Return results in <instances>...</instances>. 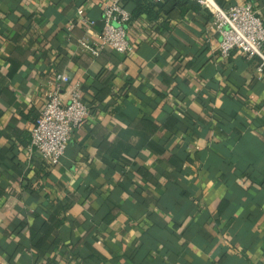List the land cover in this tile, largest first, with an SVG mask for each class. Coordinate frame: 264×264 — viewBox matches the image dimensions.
<instances>
[{
	"label": "crops",
	"instance_id": "1",
	"mask_svg": "<svg viewBox=\"0 0 264 264\" xmlns=\"http://www.w3.org/2000/svg\"><path fill=\"white\" fill-rule=\"evenodd\" d=\"M218 2L264 22V0ZM109 3L0 0V264H264L258 59H223L200 5L127 24L133 54L100 49ZM57 85L89 116L52 167L29 144Z\"/></svg>",
	"mask_w": 264,
	"mask_h": 264
},
{
	"label": "built area",
	"instance_id": "2",
	"mask_svg": "<svg viewBox=\"0 0 264 264\" xmlns=\"http://www.w3.org/2000/svg\"><path fill=\"white\" fill-rule=\"evenodd\" d=\"M162 2L163 0H154ZM208 9L213 16L212 27L220 37L218 53L228 58L232 52H240L248 58H257V74L264 75V22L251 4L232 5L222 8L216 0H193ZM76 22L90 28L96 24L85 16L84 10L77 11ZM100 49H110L119 55L133 54L135 46L127 35L126 25L130 15L124 9L122 0H110L102 15ZM73 25L70 26L72 28ZM80 48L97 54L84 39ZM63 80L62 75L56 81ZM89 116V108L82 101L78 90L70 93L67 100L59 86L46 95V104L31 130L30 152H35L48 166H57L63 158L74 130Z\"/></svg>",
	"mask_w": 264,
	"mask_h": 264
},
{
	"label": "trees",
	"instance_id": "3",
	"mask_svg": "<svg viewBox=\"0 0 264 264\" xmlns=\"http://www.w3.org/2000/svg\"><path fill=\"white\" fill-rule=\"evenodd\" d=\"M216 3L220 7L225 8L218 0H216ZM122 4L130 15L131 23L142 18L156 21L160 16H169L172 12L185 15L191 11L197 12L199 10V4L193 0H163L162 2H155L154 0H122ZM169 4H172L170 10Z\"/></svg>",
	"mask_w": 264,
	"mask_h": 264
}]
</instances>
